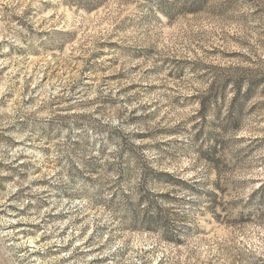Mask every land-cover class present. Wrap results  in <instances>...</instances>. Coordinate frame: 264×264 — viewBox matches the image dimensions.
Segmentation results:
<instances>
[{
    "label": "rangeland",
    "instance_id": "obj_1",
    "mask_svg": "<svg viewBox=\"0 0 264 264\" xmlns=\"http://www.w3.org/2000/svg\"><path fill=\"white\" fill-rule=\"evenodd\" d=\"M0 264H264V0H0Z\"/></svg>",
    "mask_w": 264,
    "mask_h": 264
}]
</instances>
